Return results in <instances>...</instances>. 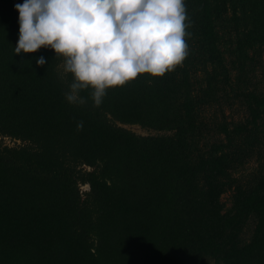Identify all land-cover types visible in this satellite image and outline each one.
Listing matches in <instances>:
<instances>
[{
  "label": "trees",
  "instance_id": "1",
  "mask_svg": "<svg viewBox=\"0 0 264 264\" xmlns=\"http://www.w3.org/2000/svg\"><path fill=\"white\" fill-rule=\"evenodd\" d=\"M23 2L0 0V264H264V0H186L183 66L100 107L53 49L15 54Z\"/></svg>",
  "mask_w": 264,
  "mask_h": 264
},
{
  "label": "clouds",
  "instance_id": "2",
  "mask_svg": "<svg viewBox=\"0 0 264 264\" xmlns=\"http://www.w3.org/2000/svg\"><path fill=\"white\" fill-rule=\"evenodd\" d=\"M15 8V54L44 47L62 56L63 74L73 77L64 96L73 105L91 99L100 107L109 89L141 74L163 77L183 66L191 51L194 22L186 0H24ZM87 90V97L81 95Z\"/></svg>",
  "mask_w": 264,
  "mask_h": 264
},
{
  "label": "rangeland",
  "instance_id": "3",
  "mask_svg": "<svg viewBox=\"0 0 264 264\" xmlns=\"http://www.w3.org/2000/svg\"><path fill=\"white\" fill-rule=\"evenodd\" d=\"M22 1H24V0H22ZM126 127L130 128L133 131H135L137 133H140V134L156 133L154 130H149V129H146V128H142L139 125H126ZM85 187H87V185Z\"/></svg>",
  "mask_w": 264,
  "mask_h": 264
}]
</instances>
